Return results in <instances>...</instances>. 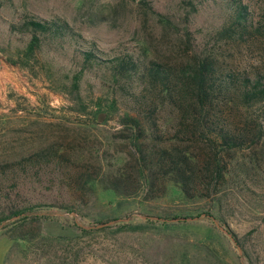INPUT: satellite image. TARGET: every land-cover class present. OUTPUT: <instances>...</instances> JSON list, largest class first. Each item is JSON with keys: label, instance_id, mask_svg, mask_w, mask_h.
<instances>
[{"label": "rangeland", "instance_id": "1", "mask_svg": "<svg viewBox=\"0 0 264 264\" xmlns=\"http://www.w3.org/2000/svg\"><path fill=\"white\" fill-rule=\"evenodd\" d=\"M260 1L243 0L256 17ZM32 17L62 19L82 40L76 44L43 39L39 50L27 53L31 34L17 28ZM224 17L221 0H0V163L51 144L67 151L70 172L92 165L109 173L123 168L135 175L132 132L122 120L125 115L137 119L148 134L144 113L123 93L122 80H115L103 67L85 69L76 50L94 45L102 58L129 54L143 62L173 64L181 61L187 49L190 53V46L196 51L209 48ZM228 54L233 58V52ZM236 56L247 67L258 62L251 52ZM175 114L163 107L155 116L162 134L176 130ZM233 114H242L243 119L245 114L264 131V104ZM250 157L253 163H247ZM229 167L244 179L219 193L218 214L253 264H264V135L254 146L238 152ZM9 193L6 203L10 205L25 200L67 203L87 222L195 214L212 204L211 199L182 201L170 185L159 183L153 192L142 188L129 198L95 185L84 191L63 173L39 175L38 180H26ZM71 216L80 220L74 213ZM200 221L104 231L52 246L42 238L73 234L57 222L43 221L24 228L31 233L38 230V238L30 245L19 246L3 236L0 248L8 242L6 264H244L241 247L239 254L227 236L231 245Z\"/></svg>", "mask_w": 264, "mask_h": 264}, {"label": "trees", "instance_id": "2", "mask_svg": "<svg viewBox=\"0 0 264 264\" xmlns=\"http://www.w3.org/2000/svg\"><path fill=\"white\" fill-rule=\"evenodd\" d=\"M221 3L225 17L211 36L212 45L199 51L190 46V53L187 49L180 62H143L129 54L102 58L105 56H99L100 52L94 45L76 50L85 69L93 65L103 67L115 80H122L123 93L130 95L144 113L148 134L137 119L125 115L122 120L132 132L129 138L134 148L135 175L126 174L123 168L109 173L101 166L95 168L92 165H87L84 171L70 172L67 151L51 144L18 160L0 163V237L7 236L19 246L20 243L30 245L38 238V230L31 233L25 232L24 228L43 221H54L73 235L42 238L52 246L54 242L66 240L69 244L104 231H136L149 225L166 227L171 223L148 218L142 220L138 216L120 222L114 219L87 222L67 203L56 205L27 200L21 205L6 203L10 199L9 192L18 190L26 180H38L39 175L63 173L81 190L90 191L95 185L118 197L135 196L136 190L142 188L153 192L159 183L170 185L182 201L211 199L212 204L207 210L157 217L171 220L204 215L200 222L209 224L231 245L226 234L216 229L212 219L236 239L218 214L221 201L218 197L231 183L243 182L242 174L239 176L229 167L236 154L254 146L264 135L259 123L245 114L244 119L242 114H233L264 104V0L260 1L257 17L254 9L243 0H221ZM12 28L16 29L15 26ZM17 29L31 34L27 53L39 50L43 39L76 44L82 40L62 19L32 17L24 20ZM227 52H233V58ZM243 52L246 55L248 52L255 54L257 64L249 67L241 64L238 59L241 57L236 55L243 56ZM163 107L177 113V128L173 134L164 135L159 130L155 116ZM148 139L149 143L143 142ZM253 162L254 158L250 157L247 163ZM54 211L60 214H51ZM73 213L80 220L71 216ZM110 221L115 223L97 228ZM240 247L244 264H253L244 245Z\"/></svg>", "mask_w": 264, "mask_h": 264}, {"label": "water", "instance_id": "3", "mask_svg": "<svg viewBox=\"0 0 264 264\" xmlns=\"http://www.w3.org/2000/svg\"><path fill=\"white\" fill-rule=\"evenodd\" d=\"M202 217H204V215H200L199 217H193V218H177V219H171V220H162V219H160V218H157V217H142V218H144V219H146V218H148V219H152V220H161V221H168V222H179V221H196V220H198V219H200V218H202ZM126 220H128V219H126ZM126 220H124V221H126ZM116 221H123V220H116ZM212 221H213V223H214V225L220 230V231H222L224 234H226V236L233 242V244L235 245V247H236V249L238 250V253L239 254H241V250H240V247L237 245V243L234 241V239H232L231 237H230V235H228V233H227V231L224 229V228H222L214 219H212ZM113 223H115V221H110V222H108V223H105V224H103V225H100V226H97V228H100V227H104V226H108V225H111V224H113Z\"/></svg>", "mask_w": 264, "mask_h": 264}, {"label": "crops", "instance_id": "4", "mask_svg": "<svg viewBox=\"0 0 264 264\" xmlns=\"http://www.w3.org/2000/svg\"><path fill=\"white\" fill-rule=\"evenodd\" d=\"M7 250H8V242H5L3 244V247L0 248V264H6L4 262V258L6 256Z\"/></svg>", "mask_w": 264, "mask_h": 264}]
</instances>
